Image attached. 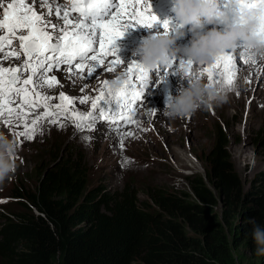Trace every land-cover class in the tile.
<instances>
[{"label": "trees", "instance_id": "1", "mask_svg": "<svg viewBox=\"0 0 264 264\" xmlns=\"http://www.w3.org/2000/svg\"><path fill=\"white\" fill-rule=\"evenodd\" d=\"M226 143L218 130L187 191L147 185L142 200L130 182L89 185L80 152L53 153L0 208V264H264L248 223L264 226V171L243 188Z\"/></svg>", "mask_w": 264, "mask_h": 264}, {"label": "rangeland", "instance_id": "2", "mask_svg": "<svg viewBox=\"0 0 264 264\" xmlns=\"http://www.w3.org/2000/svg\"><path fill=\"white\" fill-rule=\"evenodd\" d=\"M141 1L144 4L147 2V0ZM7 2L9 0L5 1L4 7H6ZM54 7H56L55 4ZM41 8L39 6L37 13L42 14L46 21L63 26L64 21L57 18L53 11L52 15L49 16L48 7L45 10ZM0 19H2V14H0ZM48 31L54 32L55 30L50 27ZM150 31L154 34L164 32L162 29H157L156 32L152 29ZM134 34L130 32L128 37L121 36L115 42L114 47L117 49L128 48L141 36ZM133 37L134 39H131ZM7 46L5 45V47ZM17 47L19 48V43ZM94 47L97 48L99 55V46L94 45ZM131 55L134 53L124 54L122 58L118 57L121 55L98 57V59H103V63L96 68L91 77L88 76V69L87 71L83 69L80 72L73 69L75 72L73 74L68 70L67 65H61L59 69H54V72L48 73L50 75L48 79L55 77L56 82H60L59 86L48 87L42 83L39 89L41 96L49 97L47 103L52 106L60 103L59 97L63 94L73 100V105L67 106L69 109H74L84 115L93 112L92 103L93 101H100L98 97L101 95L100 90L103 88L104 81H112L119 77L127 67L136 63H130ZM117 58H119L120 63L116 65L114 70L102 71L105 62L111 61L108 62L111 65ZM25 60L26 56L23 51H21L19 59L0 55V65L3 67L10 68L23 65ZM88 63L91 65L90 61ZM154 69L151 71V80L149 73L147 79L135 81L137 84L136 91L142 92L143 101L139 106L137 115L131 116L135 123L122 127L123 130H104L101 127L92 126L91 130L85 128L81 131L75 127L73 120L68 118L67 113L44 117V109L31 111V114L27 116L29 119L26 118L28 122L37 119L38 127L41 128V131L35 134L30 143L24 137L17 136L15 138V135L12 136L13 132L23 131V124L17 121L8 129L9 124L2 121L0 131H4L5 133L2 134L9 139L15 140L18 147L13 157L16 171L10 173L11 179H6L3 184H0V208L7 206L6 202L10 200L8 195L13 192V188L18 184H24L27 187L32 186L44 169L43 167L50 163L49 157L55 152L58 156L64 155V157L70 151L75 154L80 152L83 155L87 170L88 184L91 186L101 185L109 189H118L130 182L134 185L137 197L141 200L146 198L145 189L147 185L157 186L168 191H187L186 177L195 174L204 176L206 165L203 160L204 153L218 130L226 135V150L242 187L247 189L250 185L260 184L258 178L260 173L264 171V102L261 101L260 97H256V94L264 90V60L261 65L255 67L253 73L249 70L245 75V73L240 74L236 70L235 80L233 79L231 84L235 90L238 88V84L242 86L254 77L251 91L244 95L243 102L228 99V103L222 105L221 108L219 107L215 112L212 111L211 107L201 108L190 117L182 120H172L162 115L160 108H157L160 99L157 97L156 91L163 93L166 88H169L166 91L171 96H175L177 93L174 94L173 91L178 92L181 87L184 88L181 86L182 83L186 84L187 88L188 82L179 80L177 87L172 90L168 82L170 78L165 76L166 73H157ZM58 74H61L62 77L57 78ZM28 75H30V71L25 70L22 78H26ZM201 75L202 72L198 74L199 77ZM202 78L209 83L207 75ZM242 78L245 80L244 83L241 81ZM138 83L141 85L138 86ZM147 86L154 89L153 94L150 90L144 91L143 88ZM220 86L223 88L230 87L225 85L224 77L221 78ZM85 97L87 100L81 103V99ZM252 103L255 104L254 109H250ZM98 104L108 107L116 103L104 104L100 101ZM146 104H148L147 108H152L144 110ZM154 105L156 106L154 107ZM52 111L55 112V108H52ZM7 119L6 116L4 120ZM52 120H56L57 123H51ZM61 125L64 126L61 127ZM103 127L111 128L108 125ZM244 149L246 152L242 153L241 150ZM12 208L11 206L8 207V209ZM212 210L215 213L219 212V206L213 207ZM245 257L250 259L248 254Z\"/></svg>", "mask_w": 264, "mask_h": 264}, {"label": "snow or ice", "instance_id": "3", "mask_svg": "<svg viewBox=\"0 0 264 264\" xmlns=\"http://www.w3.org/2000/svg\"><path fill=\"white\" fill-rule=\"evenodd\" d=\"M41 6H48V15H52L51 4H55V14L59 19L64 21L63 26L51 24L46 21L42 14L35 10L36 3ZM71 10L79 14L80 19L70 17L65 0H9L4 7L5 0H0V10H2V19H0V52L4 51L5 45H11L13 40L19 41V48L26 56L23 65L15 67H3L0 65V116L7 114L6 124H11L13 118L20 124H23V131L18 135L27 140L34 138L35 134L41 131L38 127L37 119L31 123L27 121V116L37 107H43L44 117L57 116L67 113L68 118L73 120L75 127L83 131L86 127L91 130L92 124L100 117L108 118L113 112L111 108L107 110L101 107L96 101H93L92 108L98 111L89 112L87 115L69 109L67 106L73 105V100L65 95L59 97L60 103L50 106L47 101L49 97L41 96L39 91L41 84L44 83L51 87L56 83L55 77L46 78V73L54 68L59 69L61 65H67L70 72L75 70L83 71L88 67V76L91 77L96 68L103 63L98 60L97 48L99 46V55L103 56L111 52H116L115 42L124 35L118 31V16H128L133 19L139 27L152 29L160 21L155 15H149L137 10L136 3H130L129 0H69ZM131 9V11H130ZM231 18L233 22L239 23L237 16L242 17L245 11H255L256 24L252 28V36L261 44H264V0H237L235 5L229 4ZM170 22L161 24V28L168 32ZM71 26V27H70ZM181 26V25H180ZM54 32L48 31L49 28ZM179 27V26H178ZM176 28L171 27V32ZM243 44H238L236 49L225 53L217 58L216 62L205 69L207 79L210 85L220 82V70L224 74V83L231 86L235 76V65L233 61V52L243 49ZM6 55L15 56L19 59V53L11 49ZM96 61L91 65L88 61ZM174 57L166 65H158L156 71H161L164 67L174 69ZM255 63L254 60L247 59ZM120 63L119 58L112 62L109 71L114 70ZM187 64L191 68V61L180 59L178 66L183 68ZM25 70H30V75L24 77ZM153 69H145L139 63H133L127 67L119 76L123 81V86L113 92L110 87V81L105 80L103 88L100 90L101 95L98 100L109 104L115 102L117 110L124 120V125L135 123L129 113L134 111L133 104L140 95L136 91L137 84L135 81H143L148 78L149 72ZM133 73H136L133 76ZM31 87V91L29 90ZM35 94V99L33 98ZM107 93V95H105ZM87 97L81 99L84 103ZM43 101V103H38ZM15 105V107H12ZM55 108V112L52 111ZM51 123H57L52 120ZM110 123H115L110 120ZM124 125L116 124V128ZM19 126V125H17ZM64 125H61L63 127Z\"/></svg>", "mask_w": 264, "mask_h": 264}, {"label": "clouds", "instance_id": "4", "mask_svg": "<svg viewBox=\"0 0 264 264\" xmlns=\"http://www.w3.org/2000/svg\"><path fill=\"white\" fill-rule=\"evenodd\" d=\"M237 0H232L235 5ZM173 12L181 26H191L192 39L184 48L174 47L176 39L168 32L155 34L143 40L134 60L145 69H154L158 65L168 64L174 57L182 53L186 61L192 65H212L217 58L236 49L243 44L242 55L247 59L264 58V44L259 43L251 34L256 24L255 11H245L242 17L237 16L239 23L233 22L224 11L220 10L217 0H175ZM217 23L224 26L223 31L214 27ZM207 26H213L206 28ZM181 35H183L181 33ZM181 80L188 82V87L178 91L177 95H166L162 115L172 120L190 117L198 109L222 106L228 103L230 89L213 86L198 75L188 76L184 72L177 74ZM123 86L119 77L110 81L109 87L115 92ZM17 143L0 133V184L11 179L10 173L16 171L13 157L17 151ZM248 223L252 227L254 254L264 257V226L251 218Z\"/></svg>", "mask_w": 264, "mask_h": 264}, {"label": "bare ground", "instance_id": "5", "mask_svg": "<svg viewBox=\"0 0 264 264\" xmlns=\"http://www.w3.org/2000/svg\"><path fill=\"white\" fill-rule=\"evenodd\" d=\"M6 1V0H5ZM115 1H119V0H115ZM29 2H30V0H29ZM129 2L130 3H136L137 4V10H140L142 13H147V14H149V15H157V12L155 11V9H154V7L152 8V9H150V8H148V6L146 5V3L144 4L141 0H129ZM65 4L67 5V9L66 10H68L69 12H70V17H77V20H79L80 19V17H79V14L77 13V12H75V11H72L71 10V4H68V3H66L65 2ZM153 4H154V1H153ZM39 6L40 7H42L41 9L42 10H45L48 6H41L40 5V3L39 2H37L36 3V5H35V10L36 11H39ZM51 6H52V9H53V12L55 13V7H54V3L53 4H51ZM56 6V5H55ZM224 8H228L229 6L228 5H222ZM223 7H222V9H223ZM48 10V9H47ZM130 11H131V9H130ZM41 12V11H40ZM170 13H173L174 14V12H173V10H170ZM38 14H40V13H38ZM56 15V14H55ZM69 17V18H70ZM58 18V17H57ZM79 18V19H78ZM118 20H119V26H118V31H120V32H122V33H124V35L123 36H127L128 34H130V32H133V34L134 33H136L137 35H141L140 37H139V39H137L136 41H132L133 43L131 44V45H129V47L128 48H119V49H117L116 47V49H117V51L116 52H111V53H109V54H106V55H103V56H100V55H98V57L99 58H104V57H108V56H111V57H114V56H116V55H121V56H118L119 58H122V57H124L123 55L124 54H133V53H136L137 52V50H138V48L141 46V44H142V42H143V40L144 39H146L147 37H149V36H152V35H155L154 33H151V31H150V29H146V28H142V27H139V25L138 24H136V23H134V21H133V19L132 18H130V17H128V16H118ZM158 20L160 21V23L159 24H157V25H155L153 28H152V30H155V32H156V30L157 29H162L163 31H164V29L163 28H161V24H163V21H162V19L161 18H158ZM174 24L175 25H178L179 24V22L176 20V18L174 19ZM211 28V27H210ZM165 32V31H164ZM168 33H170V31L168 32ZM177 35H180V33H176ZM135 35V34H134ZM128 37V36H127ZM135 37V36H134ZM134 37L133 38H131V39H134ZM174 37V36H173ZM192 39V36H191V33H188V34H186L184 37H183V41H181V42H179V41H177L176 40V43H175V45H174V47H176V48H184L185 46H188L189 45V42H190V40ZM18 43H19V41L18 40H13L12 41V44L11 45H8L7 47H5L4 48V51L3 52H0V55L1 56H4V55H6V53H8L11 49H15V51L16 52H18L19 54H21V50H20V48H18L17 47V45H18ZM119 45V44H118ZM6 56H9V57H12L13 59L14 58H16L15 56H10V55H6ZM20 56V55H19ZM22 57V56H21ZM4 58V57H3ZM177 61L176 60H174L173 61V64H174V69H169V68H167V67H164V68H166V71H164V68L161 70V71H156L157 73H166L165 74V76L167 77V78H170V80L168 81L169 82V86H170V88L173 90L174 88H176L177 87V85L179 84V80H181L180 79V77L177 75L178 73H180V72H184V73H186L188 76H192V75H198L200 72H202V77H204V76H206L207 75V73L205 72V69L206 68H208V66L209 65H204V66H197V65H192L191 66V68H189V66L187 65V64H185L184 65V67L183 68H180L179 66H178V61L180 60V59H184V60H186L187 58L186 57H184L183 55H182V53H180V54H178L177 55ZM17 59V58H16ZM98 60H100V59H98ZM103 60V59H102ZM136 60H138V59H136ZM136 60H134V55H131L130 56V63L132 64V62H138V61H136ZM245 60H247V58L244 56V55H242V49L241 50H237V51H234L233 52V61H234V65H235V76H236V74H237V72H236V70H238L239 72L238 73H240V74H242V73H245V75L247 74V72L250 70V72H252L253 73V71H254V69H255V67L257 66H259V65H261L262 63H263V60H264V58H260V57H257L254 61H255V63H253V62H251V61H249L248 63H245ZM95 61H91L90 60V64H92V63H94ZM108 62H111V61H107V62H105V64L103 65V67H102V71H108L109 72V67H110V64L108 63ZM97 63V62H96ZM89 64V63H88ZM245 67V68H244ZM55 69V68H54ZM54 69L52 70V71H50V72H54ZM87 69H88V67L87 66H85L84 67V70L85 71H87ZM157 69V67H155V69L154 70H156ZM75 70V69H74ZM30 71V70H29ZM79 72H80V70H78ZM112 71V70H111ZM50 72H48V73H50ZM216 72H218L219 73V76H220V83H216V84H214L213 86H220L221 85V78H223L224 76H223V72L222 71H216ZM48 73H46V78H49L50 77V75L48 74ZM150 74H149V76L152 74V72H149ZM136 75V73H133V76H135ZM244 75V76H245ZM97 76H99V75H97ZM96 76V77H97ZM200 76V77H201ZM234 76V77H235ZM60 77H62V75L61 74H58L57 75V78H60ZM88 77V76H87ZM201 77V78H202ZM86 78V77H85ZM149 79L151 80L152 79V77L150 76L149 77ZM234 80H235V78H234ZM241 81H242V83H244V78H242L241 79ZM253 81H254V77H252V80L251 81H248V82H246L245 84H243L242 86L241 85H239L238 84V88L235 90V88L233 87V85H231L230 87H227V88H225V89H230V91H229V94H228V99H231V100H238L239 102H243L244 101V95H246V94H249V92L251 91V87H252V85H253ZM182 82V81H181ZM150 83H152V82H150ZM234 83V82H233ZM59 84H60V82L59 81H57L56 82V84H54L53 86L54 87H58L59 86ZM139 85H141L140 83H138V86ZM149 86V85H148ZM148 86L147 87H144L143 89H144V91H146V90H150V92H151V94H153L154 93V89H151V88H148ZM168 86V87H169ZM181 86H184V88H186V84H184V83H182V85ZM152 87V86H151ZM158 88V87H157ZM159 89V88H158ZM165 89V88H164ZM29 90L31 91V87L29 86ZM166 90H169V88H166ZM166 90H164L163 91V93H159V92H157L156 91V95H157V97L160 99L159 101V103L157 104V108H160V110H161V112L163 111V109H164V101H165V97H166V95H169V92L168 91H166ZM178 90V89H177ZM180 90V89H179ZM174 92V94L175 93H178V92H176V91H173ZM139 93H140V95L136 98V101H135V104H133V109H134V111L132 112V113H129V116L131 117V116H135V115H137V111H138V109H139V106L141 105V102L143 101V99L141 98V94H142V92H140V90H139ZM256 97H260V99H261V101L262 102H264V90H261L259 93H257L256 94ZM33 98L35 99V94L33 93ZM100 101H98L97 102V104L99 103ZM38 103H43V101H38ZM149 104V103H148ZM148 104H146L145 106H144V110L147 108V106H148ZM151 105H153V103H150ZM156 105H154V107H155ZM12 107H15V105H12ZM101 107H103V108H105L106 110L108 109V108H111V110L113 111V112H111L110 114H109V117L108 118H104V117H100L97 121H95V122H89V123H91L92 124V126H94V127H101L102 129H104V130H118V129H121V130H123L124 128H122V127H124V126H130L131 125V123H128V124H126V125H124V120L121 118V116H120V114L118 113V112H115L116 110H117V104H111L110 106H108V107H106V106H101ZM221 108L222 106H215V105H213L212 107H211V109H212V111L213 112H215L218 108ZM98 108H99V104H98ZM98 108L96 109L97 111H98ZM149 108H152V107H149ZM149 108H147V109H149ZM255 108V104L254 103H252L251 104V107H250V109H254ZM39 110H44V108L41 106V107H37V108H35L34 110H32V111H39ZM96 110H94L93 109V112H95ZM254 111V110H253ZM252 113V112H251ZM85 115H87V114H85ZM6 116H7V114H5V115H3V116H0V125L2 124V121H5L4 120V118L6 119ZM27 119H29V118H27ZM110 120H112V121H114L115 123H110ZM16 120L14 119V120H12V123L11 124H9V127H8V129L13 125V124H16ZM31 122L29 121V124H30ZM100 124V125H99ZM102 124V125H101ZM116 124H120V125H124V126H122V127H119V128H116ZM105 125H108V126H110L111 128H104L103 126H105ZM87 128V127H86ZM13 130V129H12ZM4 131H0V133H3ZM5 133V132H4ZM19 133V132H18ZM18 133L16 132V133H12V136H14L15 135V138L18 136L19 137V135H18ZM86 136V135H85ZM84 136V137H85ZM28 141V140H27ZM30 141V143H31V141H32V139L31 140H29ZM242 151V153L243 152H246V149H244V150H241ZM141 166V165H140ZM142 168V167H141Z\"/></svg>", "mask_w": 264, "mask_h": 264}]
</instances>
